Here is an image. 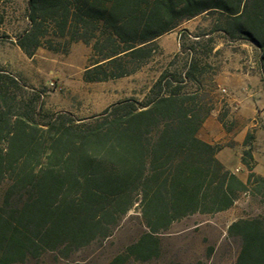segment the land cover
Wrapping results in <instances>:
<instances>
[{"label":"trees","instance_id":"obj_1","mask_svg":"<svg viewBox=\"0 0 264 264\" xmlns=\"http://www.w3.org/2000/svg\"><path fill=\"white\" fill-rule=\"evenodd\" d=\"M26 19L15 43L27 56L85 44L94 63L84 79L92 83L135 74L161 37L200 23L180 33L183 68L166 69L146 103H122L89 124L59 118L42 128L19 98L18 80L0 70V264L68 258L109 239L137 205L149 232L129 253L145 262L159 253L154 237L174 224L225 212L244 194L264 196L249 153L244 181L218 159L219 145L200 138L211 110L199 96L215 35L254 45L264 81V0H27ZM189 85L195 92H185ZM228 234L241 241L236 264H264V219L238 220Z\"/></svg>","mask_w":264,"mask_h":264},{"label":"rangeland","instance_id":"obj_2","mask_svg":"<svg viewBox=\"0 0 264 264\" xmlns=\"http://www.w3.org/2000/svg\"><path fill=\"white\" fill-rule=\"evenodd\" d=\"M26 8L27 0H0V20L4 22L0 29V70L18 80L22 87L19 98L42 128L59 118L66 124H89L122 103L141 107L166 69L178 72L183 68L185 57L175 58L180 52V33L184 29L194 31L200 23V19L188 22L161 37L156 56L135 74L92 83L84 79L86 70L94 63L89 46L71 44L62 52L41 48L29 57L16 45L17 35L28 28ZM215 37L219 44L210 58L203 61L206 73L199 95L211 110V118L216 116L220 124L212 134L224 156L239 168L234 171L241 179L246 181L249 175L242 164L245 152L252 157L247 156L249 168L264 177V81L257 62L258 51L246 41L228 42L220 35ZM173 61L174 66H170ZM184 90L195 92L191 85ZM210 134L203 131L202 136ZM255 218L264 219V196L241 195L225 212L196 214L157 234L154 238L159 253L144 262L129 253V248L149 232L137 205L109 239L76 251L68 258L46 253L23 264H236L241 241L229 236L228 229L238 220Z\"/></svg>","mask_w":264,"mask_h":264},{"label":"crops","instance_id":"obj_3","mask_svg":"<svg viewBox=\"0 0 264 264\" xmlns=\"http://www.w3.org/2000/svg\"><path fill=\"white\" fill-rule=\"evenodd\" d=\"M212 115H209V117L205 120L203 127L200 131V138L211 144V145H218V140L213 136L214 134H212L214 131V129H217L218 127H220V124H218L219 122L217 121V117L214 116L215 118H211ZM203 131H207L210 132L212 136H207V137H203L202 133ZM218 159L223 163V165H225V167L230 170L231 172L235 173L234 169H236V171H239V168H235L234 164L232 165L230 163V161L224 156L223 152L220 151L217 155ZM240 165V163H239ZM242 166V165H241ZM236 174V173H235Z\"/></svg>","mask_w":264,"mask_h":264}]
</instances>
